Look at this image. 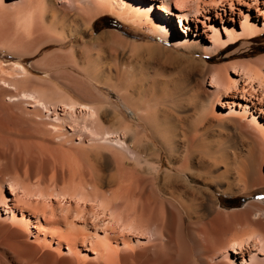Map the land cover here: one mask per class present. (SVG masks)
Masks as SVG:
<instances>
[{
	"label": "rangeland",
	"instance_id": "1",
	"mask_svg": "<svg viewBox=\"0 0 264 264\" xmlns=\"http://www.w3.org/2000/svg\"><path fill=\"white\" fill-rule=\"evenodd\" d=\"M10 1L6 0V4ZM15 1H18V5L13 7L3 5L0 0V93H3L2 88L8 83L15 88L6 89V95L16 96L23 92L37 91L40 97L43 96L42 98L50 103L59 102L68 96L70 101L98 108L97 131L100 134L103 131H112V134L106 140L104 136L100 141L91 140L93 127L97 125L93 120L98 119H91L86 115L87 112L75 109L74 114L80 121L83 119L85 122L86 119L89 128L93 129L91 132L89 128L84 130L85 133L82 131V144H77V136L73 143L68 142L69 138L66 141L60 140L61 132L53 130L44 121L36 118L39 114L45 118L44 110L32 108V102H10L6 100L7 97L0 96V264H194L197 259L195 248L188 241V229L195 231L197 227L194 217L189 219L185 214L182 215L183 245L178 244L175 239L174 222L167 219L168 224L172 223L161 230V236L147 240L148 235L144 229L139 231L137 226L131 227L132 223L144 225V222H139L136 217V220L128 219L130 224L122 223L120 210L118 212L110 209L112 200L107 196L97 198L96 194L105 193L107 184L108 189H116V181L111 179L116 165L132 164L131 157H127L130 155L124 152L122 154V151L114 146V140L118 136V139H124L123 142L138 146L142 150L146 165L150 163L149 168L154 166L153 159L160 160L159 182H163V171H173V164H181L199 174L201 180H207L206 187L200 184L196 189L202 191V194L212 192L211 195L216 196V211L219 213L240 211L251 199H264V185L243 189L242 185L236 187L233 184V193L217 191L216 188H226L227 180L218 175L219 171L208 166L200 149H194L189 155L183 154L179 139L180 131L190 135L196 130L197 135L200 134L201 137L200 139L197 136L196 140L204 142L213 150L232 156L233 152L243 153L246 149V141L233 129L235 119H225L220 112L229 111V102L247 103L241 100L240 93L230 94V98L225 97L223 91H216L215 85H209L208 73L210 66L224 65L227 66L228 79H235L237 76L233 74L231 65L243 60L255 61L264 56V0H186L188 9H198L200 12V16L196 18L198 20L195 22L192 17L194 21L188 25L187 33L191 38L200 35L202 41L209 45L208 36L215 33L211 28L212 24L218 27L219 36L223 40L226 39L224 27L234 28L239 33L242 25L246 24L253 30L255 36L240 39L212 56L182 51L164 35L154 31L148 23L120 15L121 10L111 11L108 8L100 14H94L91 19L87 18L83 11L76 13L75 10H66L62 19L66 18V24L74 25L76 34L61 43L57 41L62 34L65 35V32L60 33L62 31L58 23L62 16L58 9L61 0ZM145 1L148 2V7L153 5V13L162 14L164 20L168 21L167 14L156 8L165 0ZM203 16L209 19L206 20ZM171 31L173 36L182 34L179 21L175 18H172ZM37 48L39 50L36 52ZM45 56H48L46 64L39 63ZM82 67L96 74L99 79L108 80L113 84L111 87L99 84L98 86L91 82L90 85L100 99L96 102L82 99L60 80L66 75H80L79 69ZM22 68L27 72L26 75L23 74ZM250 81L247 84L241 82L239 86L248 90L252 110L257 117L264 119V91L259 88L256 80ZM164 94L179 104L156 108L159 118L165 117L167 122L178 129V136L172 140L170 151L159 147L145 124L137 118V113L143 116L154 109L152 101ZM221 102H225L228 108H221ZM135 104L140 111H135ZM260 107L263 109L262 114L258 111ZM131 108H134V111ZM56 111L63 113L59 109ZM239 116V119L244 120L242 122L249 121L242 115ZM255 125L254 128H257ZM66 131L71 132L67 129ZM78 132L81 134L80 130ZM142 134L160 150L158 159L153 145L139 140ZM202 166H208L210 172L203 174ZM262 172L264 174V167ZM81 173L87 176V180L95 179L97 192L87 185L78 184ZM91 174L93 177L90 178ZM205 197L199 212L204 215L202 220L209 222L211 216L207 200L210 195L206 193ZM129 201L131 200L127 202ZM133 204L134 202L131 203ZM14 208L25 211L28 217L39 216L41 212H49L51 208L66 209L71 215L73 211L76 216L80 210L79 213L87 218L90 227L93 223L100 224L99 231L107 232L108 240L101 242L104 239L101 232L93 237L91 233L84 231L88 238L91 236L89 240H92L95 250L85 252V247L81 245L82 239L74 243L69 230L65 229L64 232L62 228L58 236L52 237L40 233L33 218L28 226L11 222L10 212ZM81 215L76 217L79 221L82 220ZM144 217L151 218L152 223L161 221L157 213L152 214L149 211H145L142 216L145 220ZM258 218L256 215L255 219ZM79 221L74 223L81 229ZM234 231L235 227H232L229 234L232 235ZM68 232L71 234H67ZM98 238H102V245ZM168 241H171L170 244ZM105 243H108L107 247L104 246ZM68 246H71L70 249ZM5 251L12 257L6 258L3 254ZM245 258L249 259L247 256ZM221 259L219 256L217 264L225 263ZM236 264H241V260L238 259Z\"/></svg>",
	"mask_w": 264,
	"mask_h": 264
},
{
	"label": "bare ground",
	"instance_id": "2",
	"mask_svg": "<svg viewBox=\"0 0 264 264\" xmlns=\"http://www.w3.org/2000/svg\"><path fill=\"white\" fill-rule=\"evenodd\" d=\"M1 2L5 6L15 7L18 5V1L16 2L15 0H11L7 4H6V0H1ZM147 3L148 2H146L145 0H137V1L136 0L134 1L133 0L132 1L130 0L128 1L127 0H122V1L63 0L62 1L61 0V5L59 6L58 9L59 12L62 14V16L60 20L58 19L60 21L58 23H60V29L62 31L60 33L65 32V35L62 34L61 38L58 39L57 41L62 43L65 39H68L76 34V29L75 27H73L74 25L66 24V20H65L66 18L62 19V17L65 16L63 14L66 13V10H69L71 12L75 10L74 12L76 13L83 11L85 12V16L91 19L93 18L94 14L95 15L100 14L101 12L104 11L105 8H108L111 11H113L114 9L115 10L118 9L119 11L121 10L122 13H119V11H117L120 15L129 16L132 17L133 19H137L139 21L148 23L149 26L154 31L161 33L169 41L173 42L175 44V47L179 48L182 51H187L190 54H196L197 52H199L204 55L212 56L215 55L218 51L230 47L232 44H234V42L240 39L255 36L253 35L252 32L253 30L250 28L251 26L249 27L248 25L243 24L241 27V31L239 33L234 28L228 29L224 27L225 29L224 33L226 35V39L223 40L222 37L219 36L218 27L215 24H212L211 28L215 33L212 34V36H208L209 45H207L206 42L202 41L200 35H196L194 38H191L187 33L189 23L194 21L192 20V17L195 18V22H196L198 20L196 18H198L197 16H200V12L198 11V9L195 10L188 9L186 0H165L163 1V3H160L156 6V8L159 11L167 14L168 21L164 20L162 14L153 13L152 12L154 11L152 9L153 5L151 7H148V5H146ZM69 11L68 14L70 13ZM172 18H175L179 21L180 30L182 31V34L179 36H173L174 33L171 31ZM203 18H205V16H203ZM205 19L208 20L209 18L206 17ZM250 29L251 32H249ZM260 32L261 31H259V33ZM172 39H175V41H173ZM38 50L39 49L37 48L36 52ZM47 57L48 56L43 57L39 63L44 62L46 64L45 61L48 60ZM48 63L49 62L47 61V64ZM226 67L227 66L224 65L221 66L214 65L209 67V73H208L209 74L208 76L210 77L209 85L212 87L215 85L217 87L216 91L218 92L223 91V93H225V95L223 94L225 97L227 96L230 97V94L240 93L242 95L241 100L247 103V104H241L240 102L232 101L229 102L231 104L229 108L227 107L225 102H221V105L218 104L221 108L229 109L228 112L225 113L220 112V113L223 115L225 119L229 117L235 119V121L233 122V127H234L233 129L237 135H239L243 140L246 141L247 143V145L245 144L246 149L244 150L243 153L240 152L238 154H234L233 152L232 156L221 151L213 150L210 147L206 146L204 142L196 140L198 136L196 130H195L196 132L193 131L194 134L191 133L190 135L189 134L186 135L184 133L182 134V132L180 131L181 135H179L180 136L179 139L182 144L180 145L181 146L180 150L182 151V153L184 152L183 154L189 155L193 153L192 151H194V149H200L201 153L203 154V157L206 159V162L208 163V166L210 168L219 171L218 175L220 176L222 175V177L225 178V180H227L225 189L216 188V190L222 193H233L231 188L233 184H235L236 187L237 185H242L243 189H249L251 187L264 185V174L262 172V167H264V119H261L257 117V115H255L254 110H252L253 109L252 102L248 98V90H246L245 87L241 88L239 86L241 82H246L245 84H247L250 80L254 79L257 81L259 88L264 91V56L259 57L255 61L243 60L231 65V68L233 70L232 72L233 74H235V76H237L236 77L237 79L236 78L231 80L228 79L226 73L227 72ZM79 70H80V75L65 74L66 76L62 77V79L60 80L66 86H68L73 92H75L82 99L88 102H96L100 100L99 96L90 85L91 82L96 85L99 84V85H109L110 87L113 86L111 82H109L108 80L99 79V77H96V74H92L86 68L82 67ZM22 71L24 75L27 74V72L23 68ZM242 79L244 80L242 81ZM4 86L6 87L2 88L3 93H0V96L7 97L6 100H9L10 102H17L20 100L27 101L28 103L32 102L31 104L33 105L32 108H38V109L41 108L42 110H44L43 112L46 113L45 118L43 116H40V114L39 117L37 116L36 118L41 121H44V123L49 125V127H51L53 130L55 131L58 130L59 132H61L60 134L61 136H59L60 140L66 141V139L69 138L68 140L69 143H73L77 140V144L79 143L82 144L83 134L85 133L84 130L89 128V126L87 125L88 122L86 121V119H84L85 122L82 119L83 121L82 122L80 121L79 117H77V115L74 114L75 109H80L81 111H85V113L87 112L88 114L86 115H88L91 119L93 117L95 119H98L96 115L98 108L96 109L94 107H90L89 105L75 103L73 101H70V99H68V96L67 98H64L59 102L50 103L44 100V98H42L43 96L40 97L37 91L23 92L20 95H16V96L8 95V94L6 95L4 93L6 89L14 90L13 88L15 87L13 86L11 87V85H9L8 83ZM172 99L173 98H171L167 94H164V96L155 99L156 101L155 100L154 102L152 101V107L154 109L151 110L147 109L148 111L149 110L150 111L149 112L145 111L146 112L145 113L146 115L144 114L145 116L143 115L144 112L141 113L143 116H140L137 113V118L145 124L147 130L150 132L151 137L157 142L159 147H161L166 151L167 150L170 151L169 150L171 148L170 144L172 140L178 136L177 135L178 129H176L177 127H174L173 124H171L169 121L168 123L165 117L163 119L159 118V114L156 111V108L157 107L165 108L167 106L170 107L171 105H175V106L179 105L176 100H172ZM133 107L136 109L135 111L137 112L140 111L138 106H136V104ZM140 107L142 108L141 105ZM236 107H238L239 109H237ZM134 108L131 109L134 111ZM57 109H59L60 112L63 113H59L58 111H56ZM258 111L260 114H262L263 111L262 107H260ZM52 115L53 117H51ZM239 115H242L244 119H248L249 121L247 123L242 122L243 119H239L240 118ZM93 122L97 123V125L93 127L96 132H94L93 130L92 132L93 137L91 136L92 138L91 140L98 141L99 139L100 141L101 137L103 136L105 137V140L111 137L110 135L112 134V131L111 132L103 131V133L101 134L100 132L97 131L99 130L98 129L99 119L98 121L93 120ZM254 124H256L255 126H257V128H254L253 126ZM95 127L97 129H95ZM93 128L90 127L89 131L91 132ZM66 129L71 132L68 133ZM79 130L81 134L78 132ZM62 131L65 133H62ZM82 131H84L83 134ZM74 138L77 139L74 141ZM199 138L201 139V137ZM139 140L141 142L143 141H146L147 143L150 142L153 145L151 140L145 134L144 136L142 134V136L139 137ZM123 141L124 139L123 140L118 139L117 136V139L114 140L116 145H114L115 143L113 145L117 146V148H119V150L122 151V154L124 152L130 155L127 157H131L132 164L128 163L130 166L127 165L123 166L122 164L116 165L117 167L115 166L116 167L115 172L113 175H111V179L112 181L113 180L116 181V183L113 182L114 184H117L116 189L114 190L108 189L109 184H107L108 188L106 189L105 193H99L96 190L97 182L95 181V179L93 181H91L92 179L87 180L86 178L87 176L85 177L84 173H81L79 177L80 183H78L83 186L87 185V187L94 189V191L96 190L97 198L101 199L102 197L107 196V198H109L110 201L112 200V205L110 206L111 207L110 209L116 210L118 212L120 210V216H121L120 218H122L123 220L122 223L128 222L130 224L129 220L131 221V218H134V220H136L135 218L138 217L137 219H139V222H144V225H142L141 223H139V225H133L134 223H132L131 227L137 226V229H139V231L141 228L144 229L145 233H147L148 235L147 240L150 239L153 240L158 236H161L160 234L161 230L166 228V226H168L170 223H172L169 222L168 224V221H166V219L169 221H173L175 224V230L173 229L175 231L173 232L175 239L178 242V244L181 243L183 245L184 240L182 237L181 220H182V215L185 214L189 219L194 217L196 219L195 222L197 224L196 227L195 224L193 223L194 227H196L195 231H189L190 228L188 229V239H189L188 241H190L191 244L194 246L195 248L194 253L196 254L197 257L196 261H194V264H217L216 260L219 258V256L222 258L221 260L225 261V263L227 264H236V262L238 263V259L241 260V264H264V199H251L245 205V207L240 211H234L231 212L230 214L219 213L216 211V207L218 205L216 201L217 200L216 196L211 195L212 192L211 193L203 192L202 194V191L196 189L200 184L206 187V185H208V183H206L207 180H201L199 174H197L196 172H194L189 168H184L181 164L179 165L173 164L171 165L173 171L170 170L163 171L164 174L163 182H159L161 163L158 158H159L160 150L155 145H153L155 151L157 152L156 157L158 161H155L153 159L152 163L154 164V166L149 168L150 163L148 162L149 166L146 165L147 161L143 156L144 154L142 153V150L138 146L135 147V145L133 144H131L132 145L131 146L130 144L125 143ZM200 154L198 155L201 157ZM152 158H154V156ZM129 162H131V160ZM208 166L201 167L202 173L203 172L207 173L209 170H211ZM205 175L207 176V174ZM91 176L92 174L90 175V178ZM212 178L215 179V177ZM238 188L240 189V187ZM206 193L210 195L209 200H207L208 201L207 208H209V213L211 216L209 222L203 221L202 219H204L203 217L204 215L201 214V212H199V210L202 207L203 201L206 200L205 197ZM1 199L2 198L0 197V201ZM106 200L108 201V199ZM128 200H131L129 201L130 205L133 202L134 204L131 206L128 205L129 204V202H127ZM145 211L152 212V214L157 213V215H159L160 216L159 218L161 219L160 223L157 222L152 223V219L148 218L149 216L146 218L144 217L145 220L142 219V216L145 214ZM79 212H77V216L80 217L81 214ZM46 213H49V215H47ZM46 213L44 211L41 212V215L39 216L32 217V215H29L28 217V214L25 211L14 208L10 212L11 215L10 220L15 224L28 226L30 225L31 218H33L35 222L38 224L37 225L38 231L40 233H43L44 235L49 234L52 237L58 236L59 235L58 233H60V230L62 228L64 229L63 230L64 232L69 230V232L72 233L71 238L72 240H74V243H77L76 242L77 240L79 241L80 239H82L81 245L85 247L84 249L85 252L95 251L92 240L91 241L89 240L91 236L88 238V235H86L84 231H88L89 233L87 232V234L91 233L92 236L94 237L99 232H101L99 231L98 228L100 224L97 225L96 223H93L91 224L90 227L87 224L89 222L86 220L87 218L81 215L82 220L79 221L78 220L79 218L77 219L76 218L77 216L73 215V211L71 215L70 212L66 209L55 210L51 208L50 211ZM256 215L259 216L258 219H255ZM72 216H74V218H76L77 221L81 222L80 225L81 229H78V227H76V224L74 222L77 221ZM232 227L233 228L235 227V231L232 232V235H230L231 233L229 234V232ZM191 228L193 229V227ZM69 232L67 234H71ZM106 233L105 231L102 233L103 234L102 238L104 239L100 238L102 239L101 242L103 240L104 242H106L105 240H108ZM228 234L229 236L227 237ZM73 236L75 237V239ZM108 243H105V245L104 244L103 245L107 247L108 245L106 244ZM204 246L206 247L204 248ZM70 247L68 246V249H70ZM202 248L204 249L205 252L203 254H202L203 251ZM3 254L8 259L12 257L9 255V252L5 251ZM246 256L249 259L245 258ZM13 262L14 261L12 260V263ZM169 264H173V263H169Z\"/></svg>",
	"mask_w": 264,
	"mask_h": 264
},
{
	"label": "trees",
	"instance_id": "3",
	"mask_svg": "<svg viewBox=\"0 0 264 264\" xmlns=\"http://www.w3.org/2000/svg\"><path fill=\"white\" fill-rule=\"evenodd\" d=\"M227 49V48H226Z\"/></svg>",
	"mask_w": 264,
	"mask_h": 264
}]
</instances>
